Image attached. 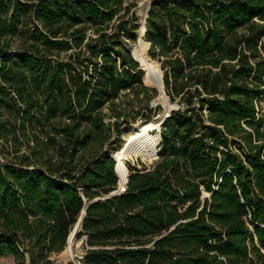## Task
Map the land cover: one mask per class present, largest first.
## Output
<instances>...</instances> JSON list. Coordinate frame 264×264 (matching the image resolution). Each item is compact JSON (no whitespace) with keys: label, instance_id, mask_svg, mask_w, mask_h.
Instances as JSON below:
<instances>
[{"label":"trees","instance_id":"1","mask_svg":"<svg viewBox=\"0 0 264 264\" xmlns=\"http://www.w3.org/2000/svg\"><path fill=\"white\" fill-rule=\"evenodd\" d=\"M137 3L0 0V258L55 264L89 205L81 264H264V0H150L179 108L139 150L159 160L90 204L118 188L105 145L161 112L128 49Z\"/></svg>","mask_w":264,"mask_h":264},{"label":"rangeland","instance_id":"2","mask_svg":"<svg viewBox=\"0 0 264 264\" xmlns=\"http://www.w3.org/2000/svg\"><path fill=\"white\" fill-rule=\"evenodd\" d=\"M137 2L138 3H137V7L135 8V11H136L138 17L140 18V21L142 22L147 17L146 13H148L147 10L149 9V6H150V4H149L150 0H137ZM138 40H139V32H138ZM138 40L136 43H131V45H138ZM148 50H149V48H147L145 50V53L147 55V59L149 61L153 62L155 65L160 66L156 60L151 58V56L148 53ZM144 82L146 83L145 80H144ZM146 84L150 87H153L152 85H150L148 83H146ZM130 99H133V98L130 97ZM159 99H160V96L158 95V97L151 102V106L152 107L160 106L161 112L157 113L156 115H152L148 119L140 117V118L136 119L135 121H131L127 125H123L121 127L120 137H117V136L113 137V139H111V141L105 145V147H104L105 151L113 152L114 150H118L123 145V143L127 140V138L135 132L134 129H136V130L143 129L146 127L147 124H151V123H154L155 121H158L159 119H162L164 117V111L168 107L167 105L176 106L175 110H177L179 108V106L177 104H174V103L172 104L171 101L167 100L168 102H166L163 98H161L160 100ZM262 105L264 108V103ZM263 113H264V110H263ZM157 129H160V127H158ZM151 132L149 134H151ZM152 137L155 140V137L154 136H152ZM138 153H140L139 150H133L131 153H129L128 160H127V166H128L129 170L131 167H135L139 170L148 169V168H151L154 165V163H156L159 160V158L152 160V161L140 160V159H138ZM130 155L133 158H129ZM9 157H11V158H9ZM9 157H7V158L2 157V158L8 159V160H11L13 158L11 156V154ZM84 254H85V244L83 243L82 240L79 241V240L75 239L74 245H73V254H70L69 251L65 250L64 252H62L60 254L53 255L52 260L54 261L55 264H81L80 259L83 258ZM0 264H15V261H14L13 257L6 256V257L0 258Z\"/></svg>","mask_w":264,"mask_h":264},{"label":"bare ground","instance_id":"3","mask_svg":"<svg viewBox=\"0 0 264 264\" xmlns=\"http://www.w3.org/2000/svg\"><path fill=\"white\" fill-rule=\"evenodd\" d=\"M143 33L144 27L142 26L139 32L138 45H135L136 47L134 48L133 55L135 59L139 62L141 69L145 72L144 80L146 81V83L152 85L155 88H160L161 71L159 66L155 65L153 62L147 59L145 50L150 47V43L144 39V36L142 35ZM159 96L160 99L163 98L166 102H168L167 98L164 95L160 93ZM162 119H159L154 123L147 124L146 127L144 126L145 128L143 129H134L135 132L127 138L123 145L118 150H114L112 152L113 158L117 166V173L118 175H120L123 181H125L127 174L129 173V171L126 170V168L124 167V162L128 159L129 153L136 149L142 150L150 149L153 147L154 139L149 133L153 130H156L158 127H161ZM73 245L74 242L71 243V247L69 245L67 246L66 250L69 251L70 254H73Z\"/></svg>","mask_w":264,"mask_h":264},{"label":"water","instance_id":"4","mask_svg":"<svg viewBox=\"0 0 264 264\" xmlns=\"http://www.w3.org/2000/svg\"><path fill=\"white\" fill-rule=\"evenodd\" d=\"M150 4V3H149ZM149 10V9H148ZM142 26L144 27V33L142 34L143 36L145 35V32H146V28H145V19L142 21ZM136 46L135 45H130L129 46V51H130V53L132 54V56L134 57V53H133V51H134V48H135ZM134 59H135V57H134ZM136 60V59H135ZM137 61V60H136ZM138 62V61H137ZM160 81H161V85H160V88H157V90L159 91V94L161 93L162 95H164L166 98H167V100L169 101V98L167 97V95H166V93H165V90H164V83H163V73H162V71H161V78H160ZM168 107H167V109L164 111V117H163V119H162V121H161V124L164 122V120L167 118V117H169L170 116V114H171V112L172 111H174L175 110V108H176V106H169V105H167ZM112 156V158H113V155H111ZM114 159V158H113ZM115 171H116V174H117V176H118V188L115 190V191H113V192H111L109 195H107V196H105V197H103V198H98V199H96V200H94V201H92L90 204H92L93 202H96V201H99V200H102V199H105V198H110V197H113V196H116V195H119V194H121V193H123V192H125L126 191V189H127V182H128V177H126V179H125V181H123L122 179H121V177H120V175H118V173H117V166H116V168H115ZM89 205H87V207H88ZM86 207V208H87ZM86 208L83 210V213H82V215H81V217H80V219H79V222L76 224V226H75V228H74V230H73V232L70 234V236H69V238H68V245L71 247V243L72 242H74L75 241V239H76V236H77V233L79 232V230H80V227H81V223H82V220H83V218H84V216H85V214H86Z\"/></svg>","mask_w":264,"mask_h":264}]
</instances>
